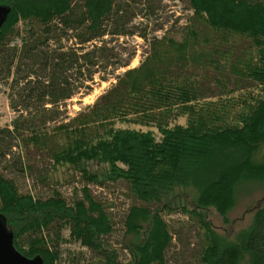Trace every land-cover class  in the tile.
Here are the masks:
<instances>
[{
	"label": "trees",
	"instance_id": "1",
	"mask_svg": "<svg viewBox=\"0 0 264 264\" xmlns=\"http://www.w3.org/2000/svg\"><path fill=\"white\" fill-rule=\"evenodd\" d=\"M187 1L191 15L177 40L168 31L149 39L138 32V15L120 0H0L10 9L0 28V82L16 115L12 129L0 127V169L30 170L15 157L19 146L45 151L53 166H69L89 183L123 181L144 205L124 219L125 233L140 240L127 264H167L174 235L161 213L178 209L197 220L201 235L190 264H264V206L231 241L206 218L213 209L226 221L236 187L264 181V0ZM135 34L147 42L140 64L60 121L61 103L130 64L134 51L119 40ZM187 190L192 209L171 204ZM81 194L70 203L57 191L35 198L0 173V215L14 249L61 264L67 230L69 242L94 253V264H120L106 239L113 232L106 207L87 188Z\"/></svg>",
	"mask_w": 264,
	"mask_h": 264
},
{
	"label": "rangeland",
	"instance_id": "2",
	"mask_svg": "<svg viewBox=\"0 0 264 264\" xmlns=\"http://www.w3.org/2000/svg\"><path fill=\"white\" fill-rule=\"evenodd\" d=\"M120 2L128 6L129 13L134 12L138 15L134 18L132 25L136 27L138 32L145 34L148 39L153 35L162 36L165 31H168L172 38L180 39L181 29L191 15L187 0H120ZM17 28L21 30L22 24H19ZM135 35L119 40L121 46L134 51L130 64L125 68L116 70L113 76L102 73L100 76H105L106 81H101L100 76H95L94 81L90 84L89 92H77L71 99L61 103L57 110L61 113L60 121L67 122L93 105L97 98L116 82L114 80L116 75L140 64L147 51V42L138 34ZM122 56L125 58L127 52L125 51ZM6 89L7 85L0 82V127L12 129V121L16 115L9 107ZM177 122L183 124L184 119H178ZM51 127H53V123L48 124L46 128L50 130ZM13 152L16 158L17 154L21 156L23 164L30 165V170L20 174L11 169H0V173L12 179L19 192L44 199L57 191L70 203L74 198L80 199L82 197L81 189L87 188L90 195L102 203L111 216L113 232L106 239L116 251L119 263L127 264L131 260L129 248L134 242L138 243L140 240L134 238L133 234L125 233L124 219L130 207L144 205L131 197L123 181H106L101 187L96 183L87 182L82 178V174L69 166H53L51 159L43 150L41 152L34 149L23 150L16 146L13 148ZM89 168L97 174L104 173L99 164H90ZM43 178L46 179L41 181ZM182 192L186 193L179 195L177 192L178 196L171 204L178 203L177 205H180V203H184L186 208L192 209V192L190 190ZM181 196H183L182 199H180ZM263 206L264 181L244 183L235 189V204L227 213L226 221L213 209L206 211V218L218 235L231 241L239 232L250 226L254 212ZM161 217L170 233L174 235L172 244L166 252L167 264H190L201 243L197 220L182 213L179 209L164 211L161 213ZM143 226L145 228V225ZM62 237L66 239V242L60 245L61 264H72L70 260L73 257L77 259L78 264H94L96 262L93 252L77 243L68 241L67 230L62 232Z\"/></svg>",
	"mask_w": 264,
	"mask_h": 264
},
{
	"label": "water",
	"instance_id": "3",
	"mask_svg": "<svg viewBox=\"0 0 264 264\" xmlns=\"http://www.w3.org/2000/svg\"><path fill=\"white\" fill-rule=\"evenodd\" d=\"M10 9L0 5V28L7 19ZM0 264H43L39 256L26 258L13 247V234L6 227L4 218L0 215Z\"/></svg>",
	"mask_w": 264,
	"mask_h": 264
}]
</instances>
